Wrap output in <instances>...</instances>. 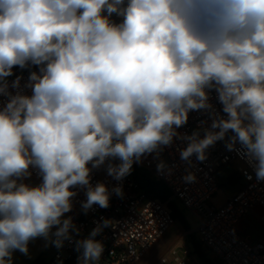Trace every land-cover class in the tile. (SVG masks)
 Masks as SVG:
<instances>
[{
    "label": "clouds",
    "instance_id": "9594fccd",
    "mask_svg": "<svg viewBox=\"0 0 264 264\" xmlns=\"http://www.w3.org/2000/svg\"><path fill=\"white\" fill-rule=\"evenodd\" d=\"M30 65L39 68L24 86L31 94L19 90L20 77L13 94L7 77ZM0 96V264L54 226L62 247L74 227L62 219L72 189H86L85 210L109 207L92 169L107 162L122 180L134 158L173 142L190 111L212 122L203 138L184 137L182 160L203 161L231 132L229 150L239 143L264 180V0H0ZM30 168L40 184L23 182ZM101 230L77 241L81 264L101 260Z\"/></svg>",
    "mask_w": 264,
    "mask_h": 264
},
{
    "label": "built area",
    "instance_id": "2783aa9c",
    "mask_svg": "<svg viewBox=\"0 0 264 264\" xmlns=\"http://www.w3.org/2000/svg\"><path fill=\"white\" fill-rule=\"evenodd\" d=\"M111 20L120 23L122 17L113 14ZM34 71H39L37 68ZM29 73L13 70L7 77L9 91H18L11 87L12 82L20 77V89L25 94L31 90L25 88ZM7 102L6 96H0V107ZM209 103L221 116L222 105L214 90L209 91ZM212 118L209 112L190 111L188 121L176 129L177 136L167 146H160L152 153H145L133 165L147 171L153 178L163 182L171 193V200H176L198 223L197 233L202 245L210 252L218 264H264V230L258 240H251L241 234L238 225L247 217L257 213V220L264 229V180H258L253 164H250L244 149L236 143L232 150L227 144L232 133L224 140L217 141L206 149V158L197 160L193 155L189 161L181 159V151L187 147L185 136L198 132L203 138ZM119 164V160L111 161ZM238 163V175L244 185L234 195L227 197L221 206H216L212 199L221 189L215 179L217 169ZM162 167H159L161 166ZM91 167V165H89ZM107 162L99 169H92L90 183L95 186L103 183L109 193V207L93 205L85 210L86 189L74 188L72 210L69 217L73 229L69 230L70 239L45 264H81L82 250H77V241L90 236L93 229L101 227L95 237L104 245V252L98 264H139L147 252L154 246L175 223L168 202L151 199L130 177L115 180L106 171ZM31 177L41 182L38 170L30 168ZM189 175L193 180L186 179ZM120 187L122 196H117L113 189ZM107 221L108 227H103ZM154 264H200L187 245L170 248Z\"/></svg>",
    "mask_w": 264,
    "mask_h": 264
},
{
    "label": "crops",
    "instance_id": "0c3cea01",
    "mask_svg": "<svg viewBox=\"0 0 264 264\" xmlns=\"http://www.w3.org/2000/svg\"><path fill=\"white\" fill-rule=\"evenodd\" d=\"M15 71V70H14ZM150 175V174H149ZM151 176V175H150ZM152 177V176H151ZM236 178H239V175H238V172L237 174L235 175V177L233 178V181L236 179ZM155 179V178H153ZM156 181H159L157 179H155ZM25 183H28L30 185H38L40 184L41 182L35 180L34 178H32L31 176L24 179ZM166 186V185H165ZM167 187V186H166ZM168 189V188H167ZM169 190V189H168ZM170 192V191H169ZM227 198V197H226ZM167 202V201H166ZM224 203V202H223ZM69 213H65L64 216L62 217V219H67L69 218ZM257 213L245 218L239 225H238V230L241 234L247 236L248 238H250L251 240L255 241V240H258L260 235L262 234L263 232V227L261 226V224L259 223V221L257 220ZM258 223L260 225V227L262 228L261 229V232H258L256 237H253L252 235H249V229L250 227H253L252 224L255 225V223ZM179 224V225H178ZM175 225L178 226V232L180 233L181 232V224L178 223L177 221H175V223L170 227V229L167 231V233L164 235L163 238L160 239V241H162L165 236H167V234H169V232L172 231V228H175ZM57 227L58 226H54L53 229L51 230V233H54L56 230H57ZM73 228L70 229V231H72ZM253 232V231H252ZM255 232V230H254ZM50 233L49 237L48 238H44V237H37L35 239H32L29 241L28 243V253L27 254H24V253H21L19 250H15L13 251L12 253V256H11V264H45L47 263L51 258L52 256L57 252L59 251L64 245H65V241H63V245L62 247H56L55 244L53 243V241L56 239V237L54 235H52ZM178 233V234H179ZM189 233V232H188ZM186 235V233H185ZM179 237V236H178ZM174 241H172V243H170L169 247L167 248V250L163 253L165 254L170 248H173V247H180L182 246L183 244H185L183 238H178ZM158 241V243L160 242ZM157 244V243H156ZM155 246V245H154ZM153 246V247H154ZM152 247V248H153ZM189 247V246H188ZM151 248V249H152ZM162 254V255H163ZM161 255V256H162ZM160 256V257H161ZM159 257V258H160ZM213 257V256H212ZM158 258V259H159ZM157 259V260H158ZM155 260V262L157 261ZM154 262V263H155ZM141 263V262H140ZM139 263V264H140ZM153 263V264H154Z\"/></svg>",
    "mask_w": 264,
    "mask_h": 264
},
{
    "label": "trees",
    "instance_id": "16d2710c",
    "mask_svg": "<svg viewBox=\"0 0 264 264\" xmlns=\"http://www.w3.org/2000/svg\"><path fill=\"white\" fill-rule=\"evenodd\" d=\"M38 66L30 65L27 68L21 69L19 66H15L13 70L17 72L29 73L36 70ZM120 162V161H119ZM140 187V189L146 194L147 197L161 202H168V208L178 223L186 229L190 230V225L187 220L189 214L176 200H171V193L161 181H156L149 175V173L143 169L137 168L132 164L131 172L128 174ZM187 243L190 250L196 257L200 264H218L217 261L212 257L210 252L202 245L199 239L194 234L188 235Z\"/></svg>",
    "mask_w": 264,
    "mask_h": 264
},
{
    "label": "rangeland",
    "instance_id": "374dc122",
    "mask_svg": "<svg viewBox=\"0 0 264 264\" xmlns=\"http://www.w3.org/2000/svg\"><path fill=\"white\" fill-rule=\"evenodd\" d=\"M240 165L238 163H232L225 166H222L221 168L217 169L215 173V179L221 189L217 192V194L213 197L212 201L216 206H221L223 202L225 201L226 197H230L237 193L242 186L244 185L243 180L240 178H236L233 181V178L238 172V168ZM187 220L190 225V230H186L181 226V232H178V226L175 225V228H172V231L165 236V238L157 243L152 249H150L147 254L143 257L140 264H153L155 260H157L169 247L170 243L172 241L176 240L178 238H183L185 244L187 246V240L189 234H194L197 239H199V235L197 233V227L198 223L195 217L192 215H187ZM179 225V224H178ZM253 227H250L249 229V235H252L253 237H256L258 232H261L260 225L256 222L255 225L252 224ZM255 230V232H254ZM253 231V232H252ZM189 232V233H188ZM179 233V234H178ZM186 233V235H185Z\"/></svg>",
    "mask_w": 264,
    "mask_h": 264
}]
</instances>
